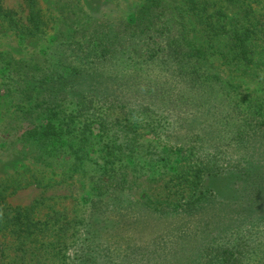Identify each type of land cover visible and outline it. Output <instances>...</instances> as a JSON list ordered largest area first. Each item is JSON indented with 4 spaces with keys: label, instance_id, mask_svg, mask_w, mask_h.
Segmentation results:
<instances>
[{
    "label": "rangeland",
    "instance_id": "1",
    "mask_svg": "<svg viewBox=\"0 0 264 264\" xmlns=\"http://www.w3.org/2000/svg\"><path fill=\"white\" fill-rule=\"evenodd\" d=\"M152 1L168 9L164 11L167 20L185 23V32L176 36L179 41L170 57L148 65L153 75L139 61L146 55H135V68L130 72L137 83H153L130 103L136 115L127 116L120 109L112 112L110 136L99 126L72 125L67 136L72 148L67 151H78L79 161L75 154L61 150L39 159L33 146L20 143L28 125L23 123L19 102L6 91L7 70L0 63V180L20 183L7 202L30 210L36 206L32 216L44 230L36 243L24 236L18 241L10 233L0 237V264H69V253L83 241L81 222L90 202L105 189L110 192L111 183L102 177L108 168L122 173L125 196L142 206L137 217L127 222L129 226L118 232L122 235L103 238L115 253L114 264H188L190 258L173 263L177 241L191 243L195 249L201 236L210 234L206 223L212 227L218 221L239 218L233 208L235 213L217 215L211 208L192 216L181 210L166 211L189 200L199 168L218 171L219 176L208 182L223 190L240 186L233 174L247 167L249 157L264 164V0H225L223 14L213 17L197 16L186 0H38L44 32L37 37L19 36L5 32L0 22V53L24 63L45 62L52 47L71 40L69 14L84 17L83 27L89 29L92 15L132 22ZM1 2L4 9L17 13V20L26 21L25 0ZM186 53L195 54L190 58ZM198 58L200 67L194 71L191 59ZM125 89L130 91L128 86ZM118 122L132 127L130 141ZM112 142L129 146L117 153ZM108 158L111 161L106 166ZM117 192L106 193L103 200L112 201ZM238 227L231 231V239L240 237L247 242L243 264H259L264 260V219ZM212 231L219 234L213 227ZM201 264H210V259L203 258Z\"/></svg>",
    "mask_w": 264,
    "mask_h": 264
},
{
    "label": "trees",
    "instance_id": "2",
    "mask_svg": "<svg viewBox=\"0 0 264 264\" xmlns=\"http://www.w3.org/2000/svg\"><path fill=\"white\" fill-rule=\"evenodd\" d=\"M186 1L189 9L197 16L213 17L223 14L224 6L221 4L225 0H202L204 5L200 3L201 0ZM25 3L29 15L26 21L21 22L15 18L17 13L4 9L0 0V22L5 32L37 37L44 32L45 25L38 8L39 2L25 0ZM157 9L159 13L156 14ZM166 10L168 9L161 8V3L152 1L139 10L132 22L126 23L106 14L98 17L92 15L88 18L89 29L83 27L84 17L73 12L68 15L73 28L72 34L69 33L71 40L52 47L45 62L24 63L13 59L9 54L0 53V63L7 70L6 84H9V89L6 91L12 93L19 102L23 123L28 125L20 143L24 147L33 146L39 159L61 150L62 153L75 154V160L79 161L78 151H67V147L70 150L72 148L67 136L75 122H85V129L90 126L102 127L107 136H110V131L114 130L109 122L112 112L114 114L120 109L126 110L127 116L136 115L137 111L129 108L130 103L133 104V99L153 83H137L136 76L130 72L135 68V55H146L139 61L146 64L145 70L153 75L148 65L163 62L170 57L174 53V44L179 41L176 36L185 32L186 24L174 18L167 20V14L164 13ZM80 36L83 38H79ZM128 43L131 44L130 47L126 46ZM138 46L142 48L138 49ZM143 46L148 48L147 52L142 50ZM186 54L191 58L195 53ZM199 59H191L194 71L199 70ZM126 67L128 69L124 73ZM127 86L130 91H126ZM121 123H117L119 130L128 135L130 141L132 127ZM112 144L115 149L118 147L115 150L118 153L128 143ZM110 161L111 158L105 160L106 166ZM247 164V167L244 166L233 174L240 186L233 184V187H224L223 190L208 182L219 176L218 171L199 168L194 176L195 181L192 182L194 189L189 200L172 211H166L169 213L181 210L184 215L192 216L197 211H208L211 208L217 215L222 212L226 214L233 208L239 217L235 221H218L217 225L213 224L212 227L219 234H214L211 225L206 223L210 227V234L201 236L202 241L195 249L184 240L177 241L176 245L173 243L176 247H173V263H180L188 258V264H201L203 258L210 259V264L246 262L244 250L249 251L245 247L247 242L240 237L232 240L231 231L238 226H253L264 219V164L253 157L247 159ZM102 177L111 183L107 187L110 192L105 189L90 202L88 213L81 222L83 241L69 253V264H114L112 256L115 253L107 247L103 238L109 234L122 235L118 232H123L129 226L127 222L137 217L142 210V206L135 205L125 196L122 173L119 170L105 169ZM20 186L16 179L0 180V237L10 233L18 241L24 236L28 242L36 243L44 231L32 216L37 207L30 210L13 207L7 202L9 196ZM116 191L118 192L112 196V201L103 200L106 193L114 194ZM235 212L231 210V213ZM114 216L119 219H114ZM247 228L249 227L243 229ZM116 254L119 255L117 251ZM259 264H264V260Z\"/></svg>",
    "mask_w": 264,
    "mask_h": 264
}]
</instances>
